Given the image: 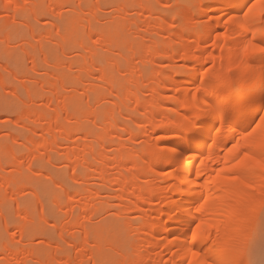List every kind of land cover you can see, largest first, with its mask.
Instances as JSON below:
<instances>
[{"label":"bare ground","instance_id":"bare-ground-1","mask_svg":"<svg viewBox=\"0 0 264 264\" xmlns=\"http://www.w3.org/2000/svg\"><path fill=\"white\" fill-rule=\"evenodd\" d=\"M34 1L33 0H13V2L16 4H20V5L26 4L28 7L27 8L28 10H26L25 7H22L20 9H16V8L8 9V8L4 7V5H6L8 3V0H0V14H3L4 12L3 13H1V12L5 11L7 13H11V15H12V12H13L12 16L14 19H16V17L19 16L22 12L28 11L29 12L28 15L32 16L31 18L36 19L35 21H38L39 18L41 19V17L43 16V15L40 16L41 14L39 13V4H40L39 2L43 1L42 6H41L43 11H41V12H42V14H44L43 17H47V18H48V16L52 17L55 14H58L57 12L61 11L65 7L66 8L68 7V8H71V11H73L75 19L83 24V28L85 30H87L86 32L88 33V36L90 37V39L94 38L95 41H97L96 43H98V44L101 42L105 43V45H107L108 48L110 46L113 49L114 38L116 37L115 36L116 33H113L115 36V37H113V34L107 35L105 33V31H106L105 29H101L98 27L100 22H99V24L97 22L99 20L101 21L102 18L100 16H99V18H97V15H99L97 12L99 10H97V12L95 10L98 8L97 5H99L100 0H97L96 3L94 5H91V6L87 5L85 3V0H36L35 2ZM163 1H165V0H161L160 3H162ZM212 1L217 2V0H212ZM74 2H76V3H74ZM148 2H150V1H148V0H131L130 3L123 1L120 3L118 2L115 5V7H116L114 9L115 12L122 14V15L119 14L121 21H119V20L117 22H114L115 20L113 21L114 22L113 23L114 25L112 24L113 28H115L117 30L115 32L119 31V33H120L122 31H124L125 33H127L126 31H128V33H127L128 36L132 35V37H136L137 35H139L136 38L140 37L141 38L140 41L142 40V42H141L142 46L140 45V47H142V48H139V46H137L139 43L138 41H136L138 43L130 42V43H128L129 45H127L129 53L123 52V54L124 53L125 54L124 55L121 54V58L127 62V67L124 70L125 77L121 81H118L116 76L112 72L113 68H116L119 71H123L121 66L119 65L120 61L118 62L117 60H113L114 63H111L112 60L110 58L108 59L105 56L100 57L101 54L99 55V53H98L100 51H97L98 49L96 47L84 46V44H79V45L75 46V47H79V48H77L78 50L75 48L76 51H79L81 48L80 53H82L81 51L83 50V52H86V54L84 53V55H85L84 58L82 56H80V57H82L83 63L82 62L79 64L78 63H71V64H69V69L72 70L75 67H80V69L87 71V73H89L90 75H93L94 72H96V73H98V77H95L93 79L101 80L104 83V84H102L100 81L101 84L99 86L96 84H93L92 78H90V79H92L91 80L92 84H91V81H90V83H88L89 77H92V76H89V74H88V78H87L88 82L85 80L87 82L85 84H89V85L85 86L86 87V89H85L86 94L85 95H87L86 100L88 101V103L86 102V105L89 106V104L91 102H92L91 105L94 104L93 102H95V104H94L95 107L93 106V108H91L92 106L91 107L85 106L86 107L85 110L77 108L79 101H78V98L75 95V93L77 92V87H79L78 86L79 83H82V81L84 79L82 76L74 77V79L71 82L67 81V83H66V82H64L65 78L62 79L61 77L56 75V73L55 74L53 73L52 77L50 76V79L53 78V80H50V79L49 80H47V79L43 80L42 79L38 83V85L43 87V88L48 87L49 89H51V91L48 92L50 97L45 98L46 99L45 102H46V105L48 107L53 108V109H51V110H53V115L51 117L49 116L50 117V118H48L49 121H48V119L47 120L45 119V121H48L46 123V124H48V126L46 125V128L45 127L43 128V130L40 132L41 134H38V133L34 134L38 137L40 142H37L35 144V146H33V149H31V151H30V155L35 162V161H38L37 159H39L38 156L36 155L37 152L40 149H42L43 147L48 146L52 152L57 153L58 150L64 148L66 145H69L67 147L68 151H66L67 152L66 157L64 155V157L66 158V159L64 158V160H66V162L69 164V168H71L73 171V173L70 174L71 175L70 180L73 182V184H76L78 187L87 186V187H85L86 189H84L83 192L79 188H76L77 190L78 189L80 190V192L82 193V196H80L81 193H78L79 191L74 192L76 189L73 187L75 190L67 193V202H65V203L63 202V203H59V204L57 203V206H58L57 208H59L62 212H65V211L68 212L71 216V218H70L71 220L69 223H67L66 226L63 227V229L61 231L59 230L60 233L57 234L58 235V241H57V239H54V238H52V239L56 240V241H53V242H51V241H49V239H47L49 241L47 245L52 249L51 259L54 263H59V264H88L90 260H93V264H100V261H98L99 263L97 262V259H98L97 255L92 250L89 249L91 246L90 245L91 242L92 243L94 241L96 242V240L94 239V241H93V239L91 237V234H92L91 228L86 225L85 221H83V220H85L86 217L85 218H83V217L88 215L89 213L90 214L92 213L91 209L95 208V205H93V204L101 197V194H104V193L109 194L113 191V188H115V189L118 188L117 190L120 192L119 198L122 201L120 206L123 209V213L132 212L135 215L137 214L136 217L138 216V218H139L138 221L134 224H130L127 222V224H129V226H128L129 227L128 228L129 233L130 234L132 233L131 235H134L135 239H136L134 241L135 245L133 247V250L135 252L134 261H136V264H138L137 262H139V260H141L142 258L144 259V257H145V256H143L145 254L141 255V253H143L144 251H147V238H148L147 235L148 234L151 235V241H150L151 247H155V248L157 247L158 251H159V253L156 252V253H158L157 254L158 260H157L156 264H166L165 263V256H166V253H168V252L170 254H172L174 256V258L178 259L177 260V261H179L178 264H183V261L186 258L185 250L182 247H178L179 245H182L184 243L183 238L185 236V232L182 231L179 227H177V224L175 222L176 215L182 214L184 212V209L178 207L179 201H177L175 199L174 195H173L172 200L171 201L169 200L168 188L173 183L178 182L182 177L187 176L186 169L188 171H191L192 170V163L189 162L187 157L184 159H180L177 155L172 154L171 149H170V145L175 141V138H165V139L160 140V141H153V138L150 137V135L147 136V127L152 125V119H151L152 108H153L152 102H153V99L156 98L157 100L163 101L162 107L170 104L171 102L168 100H164V98L171 91L170 85L174 82H179L181 84L184 96L186 98L189 96V94L192 95V102L193 103L198 102V104H197L198 107L201 105H203L205 108L210 107V106H214L216 104L222 103V100H221V98L214 96V95H211V94L204 95V94L196 93L195 90L197 87H199V85L196 83L197 78L195 76L186 75L184 73H182V77L180 76L181 79H179V80L171 79L170 81H164V82H161L159 80L160 83L157 81V83H159V84L155 83L156 85H153V87L151 86V99L148 101V103H147V100L146 101L141 100L142 99L141 95H142L143 91L145 89H147L146 88L147 86L145 88H142L141 84H140V83H143L144 77H142V76L145 73H143V71L138 67V61H139L138 59H140V58H138V57H140L138 55H139V52H141L138 49H142V50H144V52H146V54L149 53V55L156 56V58L158 55L160 56V54H162L164 52V50L165 51L167 50L165 47L166 44L164 46V44H162V41H161V43L158 41L156 42L157 38L155 41L153 39L149 40L151 42V44L147 45V41H148L147 31L150 32V34H151V35L149 34L150 36H152V33H153L152 32L153 30L150 29L151 30L150 31L147 29H149V28L154 29L155 28L154 26L149 27V25H151V24L149 22L147 23V15L149 14L148 11H150L149 7H151L150 6L151 2L150 3H148ZM130 5H131V7H128ZM148 5H149V7H148ZM99 8H101V7H99ZM132 10L136 11L135 13H136L137 17L135 15V17H136L135 19L133 18L134 15L133 16L131 15L132 12H134ZM85 11H88L89 13H92L93 15L89 14L90 17H87L86 13H88V12L85 13ZM151 12H153V10H151ZM151 12H150V14H151ZM21 15L23 16L25 14H21ZM91 15L93 16V18L95 20L91 18ZM22 16H20L21 19H22ZM57 17H61V15H57ZM13 18L11 17V20ZM28 18L30 19L29 16H28ZM28 18L26 17L25 19L28 20ZM89 18H90V20H89ZM117 18H118V16H117ZM12 22H15V21H11V24H12ZM24 22L31 25L27 21H24ZM2 23H4V22H2ZM5 23L7 24V26L9 25L7 22H5ZM26 23H24V24H26ZM13 24L16 25V23H13ZM17 25H19V24L17 23ZM109 25H110V23H109ZM13 26L14 25H12V28H13ZM5 27H6V25H5ZM15 27H14V29H15ZM147 27H149V28H147ZM2 30L4 31V28ZM9 30H11V29H9ZM157 30H158V28H157ZM15 31H19V30H15ZM109 31H110V29H109ZM155 31H156V28H155ZM163 31H164L163 28H159L157 33L160 34V36H161V33ZM5 33H6V31H5ZM6 34L5 35L7 36V39L9 40L10 33H9V35H8V33H6ZM30 34L32 35L31 37H33V40L38 39L39 42L41 40H43L42 39L43 36L34 29H32V32L30 31ZM133 34H134V36H133ZM13 36L15 37L16 33ZM57 36H58V39L61 41L60 42L61 46L59 45L58 42L56 43V45L60 46V49L62 50L61 54L66 55V53H67L66 49H65V43L67 41L66 33L64 31L61 32V30H60V31H57L56 38H57ZM160 36L158 38H160ZM14 37H12L13 40H14ZM161 37L163 38V36H161ZM184 37H182L181 40ZM50 38H52V37H50ZM56 38H55V40H56ZM2 39H3V37H2ZM17 39H19V38L17 37ZM17 39H16V41H17ZM13 40H9V41H11L13 43ZM59 40H57V41H59ZM135 40H139V39H135ZM200 40H201V37L198 36L196 39L192 40L190 42L191 44H189V45L196 44L195 42L200 41ZM0 41H2V40H0ZM131 41H132V39H131ZM2 43L5 44V42H2ZM8 44H10V42L7 43V46H8ZM14 44H16V43H14ZM25 44H28V47H30V48L32 46L34 48L38 46V45L30 44V43H25ZM170 45L172 46V42H171V44L170 43L168 44V46H170ZM196 45L199 46L198 44H196ZM40 46H41V44L38 46L39 50H40ZM82 46H84V49L82 48ZM118 46H120V45H118ZM171 46L169 48H171ZM12 47H14V46H12ZM41 47L42 48L40 51L42 52L44 50L46 52V50H45L46 48H43L44 46H41ZM30 48H28V51L32 50V48L31 49ZM9 51H11V50H9ZM9 51H7V52H9ZM28 51L26 50L25 53H27V55L30 57L29 59L32 60L33 63L36 62L35 60H38L37 56H40L44 52L43 51L41 54L39 53L40 55H37L38 52H40V51H38V49H36L37 53L34 52L35 50H32L31 52L30 51L28 52ZM72 52H75V51L73 50ZM43 54H45V53H43ZM69 54H70V52H69ZM2 56H3V54H2ZM2 56H1V58H2ZM119 59H120V57H119ZM0 60H2V59H0ZM155 64L156 63H154V65ZM144 65H147V64H144ZM94 75H96V74H94ZM157 75H158V72H157ZM159 75H163V74L159 73ZM162 79L166 80V78H162ZM65 83L68 85L70 84V87L73 89L72 93H74V94H72V95L69 94V95L65 96L66 93L64 95L61 93V91L65 90L64 88L67 86V85H65ZM66 88H68V87H66ZM100 89H102V90L100 91ZM27 91H28V94L31 98L32 92L30 91V89H28V87H27ZM77 94H78V92H77ZM111 97H112V99H113V97H115V99H114L115 101H113L111 99ZM32 98H31V100L33 101ZM109 99H111L113 101V103H111L112 101ZM109 102L111 104H113V106ZM105 103L110 104V107L109 106L107 107V105ZM29 104H30V102H29ZM44 104L45 103H43V106L46 108V106ZM104 105H106V107ZM48 110H49V108H48ZM156 110L159 111V109H156ZM29 111L30 110H28L25 114L22 115V116H24V119L28 120V118H30V116H32L33 113L29 112ZM176 111H178L181 115L186 111V109L183 107V102L181 103V105L177 109H174V112H176ZM44 113L46 115L45 114L40 115L42 117L39 116L40 120H42L43 118H47L46 116L48 114L46 112H44ZM84 114H86L85 117L87 118V121H85L86 119L83 121L81 120V119L85 118ZM82 116H83V118H81ZM125 116H127L128 121L129 120L132 121L131 123H133L134 126H138V125L143 124V127L138 126L137 127L138 129L133 130L134 128L131 127V126H133L132 124L130 125V124H126L125 122H121V118L122 117L124 118ZM117 117H119V118L121 117L120 120ZM37 118H38V116H37ZM177 118H179V116ZM92 119H93V122H91ZM36 122H37V120H36ZM86 122H88V123L90 122L91 124L93 123L92 125H94L93 127L95 130H93L90 126H87L88 123H86ZM225 122L227 123V119L225 120ZM90 123H89V125H90ZM135 124H137V125H135ZM153 131H159V129H153ZM82 136L85 139L88 137L89 138L91 137L92 141H90L89 144L87 143L86 146H84L81 149L80 145L82 146V144L79 143V140H77V138L79 139V137H82ZM127 136H129V137L127 138ZM125 137H126V139L129 140V144L126 143L128 141L125 139ZM23 140H22V142H24L25 144H27V142H29L28 139H27V142H25ZM80 140H82V139H80ZM133 140H135L136 142L140 141V143H141V141L144 142L143 144L142 143L140 144V149H139L138 153H137V149L134 146L136 142L133 144L132 143ZM20 141H21V139H20ZM152 143L156 144V146H158V144H160V146H161V148H160V153H161L160 159L152 161L151 157L149 156V160H147V161H145L143 159V157H141L139 160H137L136 159L137 155L141 151L144 150L145 145L146 144H152ZM25 144L23 146H26ZM27 146H28V144H27ZM208 151L209 152H213V151L219 152V149L217 148V149L213 150L211 145L209 144ZM8 152H9V154H8L9 158L12 161V162H10L8 159V163L9 162L13 163V158L15 157L14 151L10 150ZM145 154L147 155L148 153H145ZM196 158L197 157H193V162ZM198 158L203 159L202 156H200ZM217 158H219V157H217ZM2 161L3 160H1V163H2ZM1 166H4V165H1ZM213 167H214L213 165L206 163V166L204 168V172L205 173H211ZM196 168H200V165L197 164ZM113 169L117 170L116 176H113L111 173ZM157 172L166 173V175L157 176L156 175ZM113 174H115V173H113ZM23 176L24 175L22 173L18 172L17 176L14 175L15 178L12 177L13 179H10V180L8 179L9 181L4 179V182H6L5 186H10L12 188L11 194H13V196H15V198L18 197V194H20L19 192H22L21 191L22 184H23L22 181H24V179H26V177L24 178ZM150 177H155V178H150ZM189 178H191V177H189ZM92 179L97 180L99 182V184L89 185V182ZM200 179H203V177H201ZM26 180L28 182V179H26ZM255 183L258 186L261 183V180L259 178H257L255 180ZM60 185H62V183H60ZM24 186H26V185H24ZM210 187H213V189H215V185H212ZM8 190H10V188ZM206 191H207V189H206ZM79 196L81 198L79 200L82 202V207H80L81 209L79 208L81 210V213L79 215H81V218H83V219L76 221V223L74 222L75 224H71L72 223L71 221H74L73 217H74V214L76 211V208L73 207V203L74 202L76 203V201H78ZM15 198H14V200H15ZM16 200H18V198ZM80 205H81V203H80ZM93 206H94V208H93ZM147 207H148V209H147ZM20 208H21V205H17L16 211L18 214H21V213L23 214L24 211H22V209H20ZM173 209H175V215L173 214ZM93 213H94V211H93ZM18 214H16V215H18ZM25 217H26L25 222L28 223L29 216L25 215ZM47 221H49V219ZM54 223H55V221H54ZM54 223H53V226H54ZM70 224L73 225V228L70 226ZM169 225H171V227H169ZM15 226H17V225H15ZM25 226H26V224H25ZM130 226H132V227H130ZM74 227H75V229L77 228L80 230L82 237L77 236V233L76 234H73V232L70 233V231H71L70 228H72L73 229L72 231H74ZM11 228H10V226L6 225V231L7 232H9L10 230L15 231L16 232L15 235L18 234V236L20 237L19 239L22 240V242H24V243L28 242L29 243V241L32 240V238H33L32 236H27V233H29L30 230L28 231L27 228H25L27 230V231H25L24 226L23 227H20V226L15 227L12 229ZM29 228H31V227L29 226ZM24 231L27 233H24ZM77 232H79V231H77ZM30 233H31L30 235H32V231ZM46 238H47V236H46ZM14 239L15 238L13 235V240H12L13 242L11 244H14V245H10V244L4 245L3 249L0 251V255L6 256L9 260L14 259L16 257H20L21 259H24L26 255H28V256L31 255L32 257L39 255V254L36 255V253H35L36 251H33L34 249L32 250V249H29V247L27 248L26 247L27 244H24V245H26L25 248H23L21 246H16L17 244H15ZM90 239L92 240L91 242H90ZM149 239H150V237H149ZM19 242H21V241H19ZM18 244H20V243H18ZM63 244H68L67 246H69V247H70V245L75 247V249H76L75 257H70L71 253L67 252L69 250L63 249V247H65V246H63ZM72 246L70 248H72ZM74 247L72 249H74ZM71 256H72V254H71ZM37 258H39V260H40L39 256H37ZM72 259L73 260L75 259V261H73ZM41 262H42V264L43 263L51 264V261L49 259H46V258L42 259ZM123 263H124V261H123Z\"/></svg>","mask_w":264,"mask_h":264},{"label":"snow or ice","instance_id":"snow-or-ice-1","mask_svg":"<svg viewBox=\"0 0 264 264\" xmlns=\"http://www.w3.org/2000/svg\"><path fill=\"white\" fill-rule=\"evenodd\" d=\"M4 7L27 5L8 0ZM162 7L172 9L165 33L172 37V47L169 58L161 62L165 75L174 80L181 72L195 76L196 93L222 100L198 107L192 95L186 98L181 84L174 82L164 98L170 104L162 107L163 101L156 98L152 102L148 131L153 141L175 138L172 154L192 163L187 176L168 188L169 200L174 195L184 209L175 217L177 227L185 232L184 243L178 246L186 253L183 264H244L253 224L264 227V0H185L179 7L171 3ZM193 33L201 37L203 48L181 47V38ZM172 53L176 65L171 63ZM182 102L186 111L181 115L174 109ZM209 144L219 152H209ZM149 156L152 161L161 157L154 143L146 144L136 159L147 161ZM193 157H197L194 162ZM206 163L214 166L211 173L204 172ZM0 264L31 262L0 255Z\"/></svg>","mask_w":264,"mask_h":264},{"label":"rangeland","instance_id":"rangeland-1","mask_svg":"<svg viewBox=\"0 0 264 264\" xmlns=\"http://www.w3.org/2000/svg\"><path fill=\"white\" fill-rule=\"evenodd\" d=\"M96 1L97 0H85V3L89 6H91V5H94L96 3ZM117 1L119 3L123 2V1L130 3L131 0H100L99 5H97L98 8L95 10L96 12H97V10H99L97 12L99 14V15H97V18H99V16L102 19L104 18L103 20L101 19V21L99 20L97 22L98 24L100 22L99 25L97 24L98 27L101 29H105L106 30L105 33L107 35L116 33L115 34L116 37L113 34V37H115L113 49L110 46L108 48V46L105 45V43H102V42L99 44L96 43L97 41H95L94 38L90 39V37L88 36V33L86 32L87 30H85L83 28V24L75 19L73 11H71V8H68V7L67 8L65 7L61 11L57 12L58 14H55L52 17L48 16V18H47V17H43L44 14H42V12H41V11H43L42 7H41L43 1L39 2L41 4V5L39 4V13L41 14V15L40 14L39 15L40 16L43 15L42 16L43 18L42 17H41V19L39 18L38 21H35L36 19L31 18L32 16L28 15L29 14L28 11L22 12L21 14H25V15L22 16L20 14L19 16L16 17V19H14L12 16L13 12H12V15H11V13H7L5 11H2L1 13H3V12L4 13L0 14V35H1L0 40H2V41H0V59H2V60H0V201H1L0 202V251L3 249V246L6 244L14 245V244H11L13 242L12 240H13V235H14V238H15L14 241H15V244H17L16 246H21V247L25 248L26 245H24V244H27V246H26L27 248L29 247V249H32V250L34 249L33 251H36L35 252L36 255L39 254L37 256L40 257V260H39V258H37V256H33V257L31 255H29V256L26 255L27 257L25 256L24 259L30 261L31 264H42L41 261L44 258L49 259L51 261V264H59V263H54L52 261V259H51L52 249L47 244L49 241H51V242L56 241V240H53L52 238L57 239V241H58V235L57 234L60 233V231L63 229L64 226L67 225V223L70 222L71 216L68 212H66V211L62 212L59 208H57L58 207L57 203L59 204V203L67 202V193L68 192H71V191L75 190L76 188H79L83 192V190L86 189L85 187H87V186L78 187L76 184H73V182L70 180V177H71L70 174H72L73 171L71 168H69V164L66 162V160H64V158L66 157V153H67L66 151H68L67 147L69 145H66L65 146L66 148L64 147V148L58 150V152H57L58 154L56 152H55L56 154L54 152H52L48 146L43 147L36 154L41 161L39 159H37L38 161L34 162L33 158L30 155V151H31V149H33V146H35V144L37 142H40L38 137L34 134H37V133L41 134L40 132L43 130V128L44 127L46 128V125L48 126V124H46L49 121L48 118H50L53 115V110H51L53 108L48 107L46 105V102H45V100H46L45 98L50 97L48 92H50L51 89H49L48 87H45V86H44L45 88H43V87L39 86L38 83L42 79L43 80H45V79L49 80L50 76L52 77L53 73L54 74L56 73V75H58L62 79L65 78L64 82H66V83H67V81L71 82L74 79V77L82 76L84 79H83L82 83H79V85H78L80 88L77 87L78 94H77V92L75 93V95L77 96L78 101H79L77 108L83 109V110L86 109L85 106H87V107L92 106L91 108H93L95 102H93L94 104H92V105H91L92 102L89 104V106L86 105V102L88 103V101L86 100L87 95H85L86 94V92H85L86 87L85 86H87L89 84H85V83H87L88 81H89L88 83H90V81L93 78L98 77V73L94 72V74H96V75H94V74L90 75L89 73H87V71L80 69V67H75L72 70L69 69V64H71V63H78V64L81 62L83 63L82 57L84 58V56H85L84 53L86 54V52H83V50H82L81 51L82 53H80L81 48L79 51L75 50V48L76 49L79 48V47H75L79 44H84V46L96 47L98 49V50L97 49L96 50L100 51V52H98L99 55L101 54L100 57L105 56L108 59L110 58L112 60L111 63H114L113 60H117L118 62L120 61L119 65L121 66L123 71H119L116 68H113L112 72L116 76L118 81H121L122 79H124V77H125L124 70L127 67V62L121 58V54H123V52L129 53L127 45H129L128 43H130V42L134 43V42L138 41L139 43L136 42V43H138L137 46H139V48H142V47H140V45L142 46V44H141L142 40L140 41V39H141L140 37L136 38L139 35H137L136 37H132V35L128 36V34H127L128 31H126L127 33H125L124 31H122L120 33H119V31L115 32L117 30L115 28H113V25H114L113 23L117 22L118 20L121 21L120 15H122L121 13L115 12V10H114L116 8L115 5L118 3ZM148 1L151 2V3L148 2V3H150L151 7H149V5H148L150 11H148L149 14L147 13L148 14L147 15V23L149 22L151 24V25H149V27L154 26L156 28V31H155V28L153 29V28H149V27H147V28H149L147 30H150V29L153 30L152 32L156 36L152 32H151L152 36H150L151 35L150 32L147 31V33H148L147 34L148 35L147 36V39H148L147 45L151 44V42L149 40L153 39L155 41L157 38L156 42L158 41L161 43V41H162V44H164V46L166 44L165 47L167 50L166 51L164 50V52L162 54H160V56L158 55L159 57L157 56V58H156V56L149 55V53L146 54V52H144V50L138 49L141 51V52H139V55H138V56H140V57H138V58H140V59H138L139 60L138 61V67L143 71V73H145L142 76V77H144L143 83H140V84H141L142 88H145L147 86L146 87L147 89H145L141 95V98H142L141 100L142 101L147 100V103L151 99V86L153 87V85H156L155 83H157V81L160 83V81L164 82V81H170L171 79H173V78H169L167 75H165L167 70L164 69L161 65V62L163 60L169 58V49H170L169 47L171 45L168 46V44L169 43L171 44V42H172V37L166 38V36H165V33L167 31V28H166L167 20L170 17V13L172 12V9H165L162 7V4L171 3V4L179 7L185 2V0H165L162 3H160L161 0H152V1L148 0ZM202 2L208 3V2H213V1L212 0H202ZM74 3H76V2H74ZM99 7H101V8H99ZM128 7H131V5ZM27 8L28 7H25L26 10H28ZM151 10H153V12H151ZM132 11H134V12H132V14L131 13L130 14L132 16L134 15L133 18L135 19L137 17V15L135 13L136 11L135 10H132ZM86 12H88V11H85V13ZM150 12H151V14H150ZM86 14H87V17H90L89 14H92V13L88 12ZM57 15H61V17H57ZM92 15H91V18L94 19ZM135 15H136V17H135ZM20 16H22V19ZM28 16L30 17V19L28 18ZM117 16H118V18H117ZM11 17L14 20L13 19L11 20ZM26 17L28 18V20L25 19ZM89 20H90V18H89ZM11 21H15V22H12V24H11ZM24 21L29 22L31 25L27 24ZM2 22H4V23L7 22L9 25L7 26L6 23L4 24ZM23 22L26 23L28 26L26 24H24ZM13 23H16V25ZM17 23L19 25H17ZM109 23H110V25H109ZM5 25H6V27H5ZM12 25H14L13 28H12ZM14 27H15V29H14ZM3 28H4V31L2 30ZM157 28H158V30H159V28L164 29V31L161 33V36H163V38L160 36V34L157 33V31H158ZM7 29L8 30L11 29V30L8 31ZM32 29L36 30L37 32H39L43 36L42 37L43 40L40 41L41 43L39 42L38 39L33 40V37H31L32 35L30 34V31L32 32ZM59 29L61 30V32L64 31L66 33V37H67V41L65 43V49L67 52L66 55L61 54V51H62L60 49V46H61L60 42L61 41L58 39V36L56 38L57 31H60ZM109 29H110V31H109ZM15 30H19V31H15ZM5 31H6V33H8V35L10 33L9 40H13L12 37H14L13 35L16 33V36H15L16 38L14 37L13 43L7 39V36H6L7 34L5 33ZM133 36H134V34H133ZM159 36L161 39L158 38ZM2 37H3V39H2ZM17 37L19 39H17ZM50 37H52V38H50ZM197 37L198 36L195 33L185 36L180 41V46L184 47V46L191 44L190 42L192 40L196 39ZM55 38H56V40H55ZM16 39H17V41H16ZM131 39H132V41H131ZM135 39H139V40H135ZM57 40H59V41H57ZM2 42H5V44H3ZM9 42H10V44L12 43L11 45L14 47H12L10 44H8V46H7V43H9ZM57 42L59 43L60 46L56 45ZM14 43H16V44H14ZM25 43H30V44H34V45H38V46L41 44V46H44L43 48H46L45 49L46 52L44 50H43L44 52L43 51L42 52L45 54L47 53V54L45 55L40 51L42 48L41 46H40V50H39L38 46L35 48L32 46L34 49L32 47L31 48H32V50H35L34 52L37 53L36 49H38V51H40V52H38L37 55H40L42 53L40 56H37L38 60H35L36 62L33 63V61L29 59L30 57L27 55V53H25L26 50L28 51V48H30V47H28V44H25ZM195 43L198 44L199 47L203 48V45L200 44V41H196ZM118 45H120V46H118ZM84 46H82L83 49H84ZM7 47L8 48L10 47V48L8 49ZM9 50H11V51H9ZM32 50H29V51L31 52ZM73 50L75 52H72ZM7 51H9V52H7ZM69 52H70V54H69ZM2 54H3V56H2ZM1 56H2V58H1ZM80 56H82V57H80ZM118 56L120 57V59ZM144 57L145 58L147 57V58L145 59ZM154 63H156V64L154 65ZM171 63L174 65H176L178 63L177 60L175 59V53H172ZM179 63L182 64L183 61H180ZM144 64H147V65H144ZM157 72H158V75H157ZM159 73H162L163 75H159ZM88 74H89V76H92V77H89V80L87 79ZM180 76L182 77V72L180 74H178V76L175 79H177V80L181 79ZM90 78H92V79H90ZM162 78H166V80H164ZM50 80H53V78ZM85 80L86 81L88 80V81L86 82ZM100 81L101 80L93 79V84H96L98 86L101 83L104 84L102 81L100 83ZM66 83H65V85H67L66 87H68V88H66L64 86L65 90H62L63 92L61 91V93L63 95L66 93L65 96H67L69 94H71V95L74 94V93H72L73 89L70 87V84L68 85ZM159 83H157V84H159ZM91 84H92V81H91ZM27 87L32 92L31 98L33 97L32 98L33 101L31 100V98L28 94ZM101 90L102 89H100V91ZM111 99H112V97H111ZM111 99H109V100H111ZM114 99H115V97H113L112 100L115 101ZM164 100H166V99H164ZM113 101L111 103H113ZM29 102H30V104H29ZM43 103H45L44 105L46 106V108L48 107L49 110H48V108L46 109L43 106ZM105 104L107 105V107L108 106L110 107V104H108V103H105ZM106 105H104V106L106 107ZM111 105L113 106V104H111ZM28 110H30L29 112L33 113L32 116H30V118H28L29 121L27 119H24V116H22ZM44 112H46L48 114L46 116L47 118H43V119L41 118L42 120H40L39 116L44 115L45 114ZM37 116H38V118H37ZM85 116H86V114H84V117ZM40 117H42V116H40ZM81 118H83V116ZM117 118H119V117H117ZM120 118H119V120H120ZM122 118H121V122H125L126 124H130V125L132 124L133 126H131V127L134 128L133 130L138 129L137 128L138 126H134V124L131 123L132 121H130V120H129L130 122L128 121L127 116H125L123 119ZM45 119L46 120L48 119V121H45ZM36 120H37V122H36ZM81 120L87 121V118L85 117L84 119H81ZM91 122H93V119ZM86 123H88V122H86ZM89 123L87 124V126H90L93 130H95L93 127L94 125H92L93 123L92 124L90 123V125H89ZM135 125H137V124H135ZM150 127L151 126L147 127V136L150 135V137H152L151 132L148 131V129ZM128 137L129 136H127V138ZM88 138L85 139L83 136L79 137V139L77 138V140H79V143L82 144V146L80 145L81 149L84 146H86L87 143L89 144L90 141H92L91 137L89 139ZM20 139H21V141H20ZM27 139L29 140V142H27ZM80 139H82V140H80ZM125 139H126V137H125ZM22 140L27 142L28 146H27V144L22 142ZM126 140L128 141L126 143L129 144V140L128 139H126ZM23 143L26 146H23L24 145ZM140 144H141L140 141H137L134 145L135 148L137 149V153L139 152ZM157 148L160 151V148H161L160 144H158ZM10 150H13L14 154H15V157L13 158V163H10L12 161L10 160L9 155H8L9 154L8 151H10ZM64 155H65V157H64ZM8 159L10 161L9 163H8ZM1 160H3L4 162L2 161V163H1ZM1 165H4V166H1ZM16 172L22 173L24 175L23 177L24 178L26 177V179H28V182L26 179H24L25 182L22 181L23 182V184L21 183L22 184V189H21L22 192H19L20 194H18V197L15 198V196H13V194H11L12 188L10 186H5L6 182H4V179L9 181L10 179L15 178L14 175L17 176ZM111 173L113 176H116L117 170L113 169ZM113 173H115V174H113ZM150 178H155V177H150ZM60 183H62V185H60ZM92 184H99V182L95 179H92L89 182V185H92ZM24 185H26V186H24ZM9 188H10V190H8ZM79 189L78 190L76 189L74 192L79 191L78 193H81ZM117 189L118 188H116V189L113 188V191L109 194L108 193L107 194L106 193L101 194V197L93 204V205H95V208L93 206L94 209H91L92 213L91 214L89 213L88 215L83 217V218L86 217L85 220H83V221H85L86 225L91 228V233H92L91 237H92L93 241H94V239L96 240V242L94 241L95 243L94 242L92 243L91 242L92 240L90 239V242H91L90 245L91 246L89 249L92 250L97 255L98 259L97 258L96 259H97V262L100 261V264H124V263L126 264L127 261H132L135 259V255H134L135 252L133 250V247L135 245L134 241L136 239H135L134 235H131L132 233L131 234L129 233V229H128L129 224H127V222L130 224H134L138 221L139 218L137 216V219L134 221L131 218L136 217L137 214L135 215L132 212L123 213V209L120 206V204L122 202L121 199L119 198L120 192ZM80 196H82V193ZM80 196L78 198V201H76V203L75 202L73 203V207L76 208V211H75V214L73 217L74 221H71L72 222L71 224H75L76 221L83 219V218H81V215H79L81 213L80 207H82V202L79 200V199H81ZM14 198H15V200H14ZM17 198H18V200H16ZM80 203H81V205H80ZM17 205H21L20 209H22V211H24L23 214L17 213V211H16ZM147 209H148V207H147ZM93 211H94V213H93ZM16 214H18V215H16ZM25 215L29 216V220H28L29 224L27 222H25V218H26ZM48 219L50 222L47 221ZM54 221H55V223H54ZM53 223H54V226H53ZM5 224L7 226H10V228L11 227L15 228V227H19V226L20 227L24 226L25 231L30 230L29 233L24 231V233H27V236L33 237V238L31 237L32 240L29 241L30 244L28 242L27 243L22 242V240L19 239L20 237L18 236V234L15 235V233H16L15 231L10 230L9 232H7ZM25 224H26V226H25ZM71 224H70V226L73 228V225H71ZM15 225H17V226H15ZM29 226L31 228H29ZM25 228H27V230ZM72 228H70V230H71L70 233L71 232H73V234L77 233V236L82 237L81 236L82 234L80 233L79 229H77V228L75 229V227H74V231H72L73 230ZM31 231H32V235H30ZM77 231H79V232H77ZM46 236H47V238H46ZM147 237H148L147 238V251H144L143 253H141V255L145 254V255H143L145 257H144V259L142 258L141 260H139L140 263L137 262L138 264H156V262L158 260V256H157V254L159 253L158 248L157 247L156 248L151 247V245H150L151 235L148 234ZM149 237H150V239H149ZM47 239H49V241ZM19 241H21V242H19ZM18 243H20V244H18ZM67 245L68 244H63V246H65V247H63V249L69 250L67 252H70L72 254V256L70 254V257H75V253H76L75 247L70 245V247L71 246H72V248L74 247V249H72ZM156 252H158V253H156ZM172 256L173 255L170 254L169 252L166 253V256H165V263L166 264H173L172 263L173 261L175 262V264L179 263V261H177L178 259H176V258H174V256L173 257ZM73 261H75V259ZM123 261H124V263H123ZM43 264H45V263H43ZM88 264H93V260H90ZM244 264H264V227H262L259 224V222L253 224V226L251 228L250 244H249L248 250L244 256Z\"/></svg>","mask_w":264,"mask_h":264}]
</instances>
